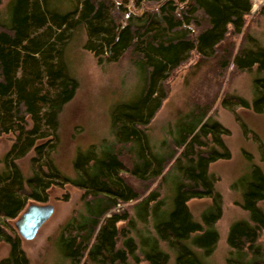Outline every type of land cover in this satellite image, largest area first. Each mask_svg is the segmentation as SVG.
I'll list each match as a JSON object with an SVG mask.
<instances>
[{
	"label": "trees",
	"instance_id": "1",
	"mask_svg": "<svg viewBox=\"0 0 264 264\" xmlns=\"http://www.w3.org/2000/svg\"><path fill=\"white\" fill-rule=\"evenodd\" d=\"M1 5L2 0L0 135L12 134L13 139L0 157V242L9 247L0 264H30L8 222L29 201L45 204L50 187L65 184L80 188L85 204L84 212L59 229L58 244L68 264L86 258L92 264H168L170 253L162 243L175 253L174 264H207L204 258L219 240L214 223L222 211L208 166L230 158L222 138L229 130L207 116L209 101L192 104L170 131L171 141L151 145L146 131L168 96L170 76L194 54L199 66L212 61L216 76L228 68L256 66L253 101L227 94L220 103L229 110L238 106L264 113V47L245 32L251 0H10L4 11ZM257 14L264 16V4ZM80 31L86 35L83 47L99 65L128 55L142 86L134 99L113 110L112 140L76 155L72 178L61 173L51 153L59 115L78 88L64 52ZM238 36L236 45L232 38ZM29 152L32 173L25 177L16 160ZM154 182L156 188L150 190ZM240 187L239 206L248 218L229 226L231 258L226 262L264 264L258 238L264 234L258 203L264 198L263 173L254 168ZM203 197L211 198V208L199 221L187 202ZM129 200L135 201L134 215L128 207L116 209ZM233 253L238 254L235 260Z\"/></svg>",
	"mask_w": 264,
	"mask_h": 264
},
{
	"label": "rangeland",
	"instance_id": "2",
	"mask_svg": "<svg viewBox=\"0 0 264 264\" xmlns=\"http://www.w3.org/2000/svg\"><path fill=\"white\" fill-rule=\"evenodd\" d=\"M9 1L2 0V11ZM263 4L264 0H251L252 8L247 16L245 32L251 34L264 47V16L257 14ZM232 39L236 45L239 44V36ZM85 40L84 31L75 33L64 52V62L77 79L78 88L73 99L64 106L59 115L58 138L51 153L54 164L61 173L72 178L77 175L72 165L76 155L86 152L92 145L103 146L112 140L113 110L129 99H134L142 86L139 71L133 67L128 55L119 62L99 65L93 53L83 47ZM197 64V55L194 54L170 76L167 82L168 96L147 125L146 133L149 134V144L154 146L162 139L171 141L170 131L189 113L193 103L205 104L213 101L207 116L228 128L229 134L222 135V138L228 146L230 158H222L208 166L214 176V187L221 196L222 211L221 217L214 223L219 240L213 253L205 257L204 262L227 264V259L231 258L226 239L229 226L237 220L248 218L247 211L239 206L243 201L240 186L245 178L252 177L256 167L264 175V113L238 106L229 110L220 103L221 96L227 94L243 96L249 102L253 101V80L258 75L256 66L251 70L240 71L228 68L226 72L216 76L212 61L205 65L201 63L203 66ZM12 139V134L0 135V157L8 151ZM31 156L32 152H29L24 158L16 160L25 177L32 173ZM131 183L136 188L141 187L135 181ZM155 185L156 182L152 183L150 190L156 188ZM160 190L167 191L165 183ZM82 192L80 188L70 184L50 187L46 203L53 206V214L33 239L25 240L20 237L21 248L30 264H68L58 244L59 229L76 213L84 212ZM134 203V200H129L126 204H120L118 209L123 211L128 207L130 214L134 215ZM258 203L264 213V198ZM187 204L192 216L200 221V215L211 208V198L190 199ZM15 221L16 219H11L8 223L14 228ZM118 225L124 226L126 222L120 221ZM141 225L142 222L138 221L137 226ZM258 238L264 252V234L260 233ZM162 248L170 253L168 264H174L175 253L163 243ZM8 250V245L0 242V258L7 256ZM80 264L92 263L86 258Z\"/></svg>",
	"mask_w": 264,
	"mask_h": 264
},
{
	"label": "water",
	"instance_id": "3",
	"mask_svg": "<svg viewBox=\"0 0 264 264\" xmlns=\"http://www.w3.org/2000/svg\"><path fill=\"white\" fill-rule=\"evenodd\" d=\"M53 210L51 204L29 203L14 223L18 235L25 240L33 239L41 226L51 217Z\"/></svg>",
	"mask_w": 264,
	"mask_h": 264
},
{
	"label": "built area",
	"instance_id": "4",
	"mask_svg": "<svg viewBox=\"0 0 264 264\" xmlns=\"http://www.w3.org/2000/svg\"><path fill=\"white\" fill-rule=\"evenodd\" d=\"M119 206H120V205L118 204V205H117V208H118ZM117 208H116V209H117Z\"/></svg>",
	"mask_w": 264,
	"mask_h": 264
},
{
	"label": "bare ground",
	"instance_id": "5",
	"mask_svg": "<svg viewBox=\"0 0 264 264\" xmlns=\"http://www.w3.org/2000/svg\"><path fill=\"white\" fill-rule=\"evenodd\" d=\"M36 236V235H35Z\"/></svg>",
	"mask_w": 264,
	"mask_h": 264
}]
</instances>
